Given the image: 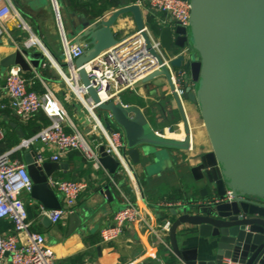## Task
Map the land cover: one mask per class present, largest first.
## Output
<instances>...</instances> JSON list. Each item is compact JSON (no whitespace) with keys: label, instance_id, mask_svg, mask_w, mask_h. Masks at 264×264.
<instances>
[{"label":"water","instance_id":"obj_1","mask_svg":"<svg viewBox=\"0 0 264 264\" xmlns=\"http://www.w3.org/2000/svg\"><path fill=\"white\" fill-rule=\"evenodd\" d=\"M189 1L188 30L145 21L137 4L125 5L95 23H83L71 34V42L83 51L73 66L95 111L103 115L105 130L123 133L129 163L142 170L162 165L171 151L190 150L191 131L183 103L192 104L200 114L212 152L197 157L199 163L191 171L194 179L205 181L212 192L202 202H186L171 211L173 221L167 242L178 264H264V0ZM125 15L131 16L135 33L159 66V70L145 76L142 84L163 81L164 87L156 86L154 91L161 94L165 89L167 106L175 107L178 116L172 114V124L166 131L179 135L182 126L184 139L180 142L163 140L164 129L151 127L137 106L124 107L114 101L103 104L91 86L85 66L120 43L112 27ZM149 35L158 41L161 56L152 48ZM10 46L13 50L14 45ZM185 47L190 48L189 53L180 54ZM49 55L61 69L66 67ZM192 56L197 59L192 61ZM43 59L39 52L15 48L0 59V66H17L22 73H32L41 68ZM182 66H188L190 82L185 80L179 95L172 76L177 78ZM71 106L83 134L91 136V121L81 105L73 102ZM12 127L23 139L20 128ZM98 153L101 168L114 174L116 160L104 152L103 146ZM34 156L31 149L24 150L26 170L33 184L31 198L46 210H60L58 197L47 181L52 171L64 169L65 165L45 163L37 167ZM226 191L234 200L214 203ZM106 197L110 198L109 191ZM69 220L70 230L82 223L75 212ZM43 223L50 225L45 217ZM186 226L196 228L200 238L211 239L213 248L208 257L179 251L176 234Z\"/></svg>","mask_w":264,"mask_h":264},{"label":"crops","instance_id":"obj_2","mask_svg":"<svg viewBox=\"0 0 264 264\" xmlns=\"http://www.w3.org/2000/svg\"><path fill=\"white\" fill-rule=\"evenodd\" d=\"M138 1L56 0V4L59 8L66 38L69 41L72 40L71 34L74 29L83 23H95L111 12L125 5L137 4ZM11 3L15 7L18 18L13 16L3 22L4 31L0 35V59L9 55L15 48H22L23 42L30 36H34L43 43L48 54H52L59 63L65 65L61 57L62 45L50 0H11ZM141 10L145 21H151L160 27H176L163 13L155 14L146 8H141ZM19 21L25 24L27 30L19 28ZM116 22L112 30L119 40L135 33L134 21L130 15L122 16ZM11 44L14 45L13 50ZM29 51L38 53L36 48ZM192 57H194L192 61L197 59L195 56ZM182 68L190 82L188 66H182ZM61 70L63 74H66V67ZM5 71L6 69L0 66V73L3 74ZM23 74L30 76L26 80L33 81L31 89L37 94H42L43 89L40 81L33 79L35 74H39L40 78L54 90L68 115L74 118L71 103L75 102V99L54 67L51 66L46 69L39 67L37 71L33 70L32 73ZM163 85L162 80H156L145 85L141 82L134 89L120 94V102L124 107L137 106L151 127L164 129L163 140L180 142L184 139L182 126H180L181 133L179 135H170L166 131V128L172 124V114L174 113L173 117L178 116L175 107L173 106L172 109L167 106L165 89L161 94L154 91L156 86L164 87ZM1 103L7 104V99L2 95H0ZM183 107L191 131L190 150L171 151L168 160H165L162 165L149 167L147 171L129 163V175L117 174V172L110 174L115 178L120 191L109 183L104 171L90 169L79 153L72 152L57 163L65 165V168L52 171L50 178L57 177L66 181L80 180L86 184L85 191L78 197L74 206V212L82 218V223L74 230H70V214L65 215L56 225L44 224L43 217L39 215L37 210L38 205L28 203L30 200L34 201L31 195L23 196L29 220L32 223L30 229L44 237L45 245L53 255L54 264L179 263L167 242L168 236L165 237L166 239L161 238L163 242L169 244L167 248L144 225L135 223L125 225L121 234L110 242L102 241L100 234L103 229L112 226V216L122 209L125 198L136 203L142 217L152 229L159 230L167 221L172 223L171 211L175 209V207L165 206L163 203L202 202L211 195L212 191L206 186L205 181L195 180L191 171L199 163L197 157L212 152L208 135L196 107L190 103H183ZM47 121L41 113H38L29 122L30 124H38L39 130H41L49 125V121ZM29 122L23 123L18 118H14L8 109L0 110V129L4 133V138L0 137V153L15 147L22 140L16 134L13 125L20 128L24 136L23 139L31 138L24 135V130ZM93 130L90 137L97 142L99 136L95 129ZM37 147L46 156L52 154V150L40 144ZM13 157L25 164L24 150L17 152ZM204 190L207 191V194L202 195ZM107 191L110 192V198L106 197ZM56 195L60 202V196L57 193ZM178 197L180 199L176 200ZM9 231H12L11 224L7 221H1L0 233ZM176 242L181 253L194 252L198 258L203 259L210 255L213 248L211 239L200 238L197 229L189 226L179 228L176 234ZM3 264L7 263L4 262Z\"/></svg>","mask_w":264,"mask_h":264},{"label":"built area","instance_id":"obj_3","mask_svg":"<svg viewBox=\"0 0 264 264\" xmlns=\"http://www.w3.org/2000/svg\"><path fill=\"white\" fill-rule=\"evenodd\" d=\"M50 3L62 45L61 57L66 65V74H63L58 63L50 58L43 43L36 37L30 36L23 42L22 48L27 50L36 48L44 57L41 68L46 69L52 66L58 71L70 94L76 97L75 102L81 105L83 113L91 121L92 129H95L98 134L99 141L94 146L89 144L76 119L68 115L54 90L40 78L39 74H35L33 79L40 81L42 94H37L31 89L33 81L26 80L17 66L6 69L3 74L0 73V95L7 99V104H0V110L8 109L14 118H18L23 123L29 122L38 113L49 121V125L36 132L33 137L22 139L15 147L0 153V222L7 221L12 226V231L0 233V264L4 262L7 264H54L53 255L45 245L44 237L30 229L32 223L29 220L23 196L31 195L33 184L25 164L15 159L14 154L31 149L35 154L34 165L41 167L45 163H58L72 152L79 153L90 169L104 171L109 183L119 190L113 175L101 168L98 148L103 146L104 152L116 160L117 174L129 175L130 173L123 133L117 129L108 133L100 117L96 115V106L87 97L78 79L77 70L73 66L74 61L82 55V48L73 44L71 40L68 41L56 0H50ZM137 5L155 14H165L179 28L188 30L190 27L189 0H139ZM13 16L18 18L11 0H0V35L4 31L3 22ZM19 28L27 30L25 24L20 21ZM149 39H151L152 48L161 56L158 41L151 35ZM120 40L118 45L108 49L85 66V72L88 78H91V86L96 90V95L103 104H108L110 101L121 104L120 94L134 89L146 75L159 70L156 60L148 55L144 41L136 33ZM189 51L190 48L185 47L180 54H187ZM164 65L170 70L168 61L164 60ZM177 76V78L172 76L173 84L177 94L182 95L181 87L187 79L183 68L178 70ZM3 135L0 129L2 139ZM38 144L52 150V154L50 156L43 154L38 149ZM47 184L60 196V210H46L32 200L28 203L38 205L39 215L47 218L52 225H56L65 215L74 212V206L78 197L85 191L86 184L80 180L66 181L57 177L49 178ZM233 200L232 193L226 191L221 200L213 201L217 204L230 203ZM163 205L183 207V204L179 203L167 202ZM64 207L66 209H63ZM130 223L146 226L148 231L168 248L169 244L163 242L161 238L168 236L171 223L167 221L159 230L152 229L142 217L136 203L126 198L122 209L113 214L112 226L101 231V240L112 241L121 234L125 225Z\"/></svg>","mask_w":264,"mask_h":264},{"label":"trees","instance_id":"obj_4","mask_svg":"<svg viewBox=\"0 0 264 264\" xmlns=\"http://www.w3.org/2000/svg\"><path fill=\"white\" fill-rule=\"evenodd\" d=\"M23 77L25 78V79H29L30 78V76L28 75V74H23ZM42 77L45 79V76L42 74ZM46 118V117H45ZM47 120V119H46ZM48 122V121H47ZM40 129V126L38 125V124H36V123H32V124H30V122H29V125L25 128V130H24V135L26 136V137H32L34 134H35V132L36 131H38ZM178 199H180L179 197L178 198H176V200H178ZM173 200V199H172ZM173 201H175V200H173ZM29 216V215H28ZM170 264H173V263H171L170 262Z\"/></svg>","mask_w":264,"mask_h":264},{"label":"rangeland","instance_id":"obj_5","mask_svg":"<svg viewBox=\"0 0 264 264\" xmlns=\"http://www.w3.org/2000/svg\"><path fill=\"white\" fill-rule=\"evenodd\" d=\"M116 38L117 39H119L117 36H116ZM73 96V95H72ZM74 97V96H73ZM74 99H76V97L74 98ZM77 100V99H76ZM96 115H98V116H100V119H101V122H102V124L104 125V117H103V115H101L98 111H96ZM86 139L88 140V142H89V144L90 145H92V146H94L95 145V141L93 140V138H91L90 136H86Z\"/></svg>","mask_w":264,"mask_h":264},{"label":"bare ground","instance_id":"obj_6","mask_svg":"<svg viewBox=\"0 0 264 264\" xmlns=\"http://www.w3.org/2000/svg\"><path fill=\"white\" fill-rule=\"evenodd\" d=\"M42 45V44H41Z\"/></svg>","mask_w":264,"mask_h":264}]
</instances>
